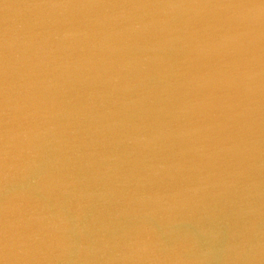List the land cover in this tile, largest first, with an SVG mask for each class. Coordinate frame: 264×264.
<instances>
[{
    "label": "water",
    "instance_id": "1",
    "mask_svg": "<svg viewBox=\"0 0 264 264\" xmlns=\"http://www.w3.org/2000/svg\"><path fill=\"white\" fill-rule=\"evenodd\" d=\"M0 264H264V0H0Z\"/></svg>",
    "mask_w": 264,
    "mask_h": 264
}]
</instances>
